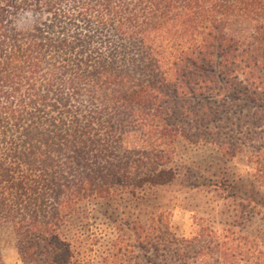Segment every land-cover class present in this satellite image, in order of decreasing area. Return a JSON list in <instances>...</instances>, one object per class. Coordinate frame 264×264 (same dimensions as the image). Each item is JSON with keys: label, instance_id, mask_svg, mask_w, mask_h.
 <instances>
[{"label": "trees", "instance_id": "16d2710c", "mask_svg": "<svg viewBox=\"0 0 264 264\" xmlns=\"http://www.w3.org/2000/svg\"><path fill=\"white\" fill-rule=\"evenodd\" d=\"M179 138L251 146L264 187V0H0V264L6 231L22 264H76L79 205L172 183ZM162 216L102 264H194Z\"/></svg>", "mask_w": 264, "mask_h": 264}, {"label": "rangeland", "instance_id": "374dc122", "mask_svg": "<svg viewBox=\"0 0 264 264\" xmlns=\"http://www.w3.org/2000/svg\"><path fill=\"white\" fill-rule=\"evenodd\" d=\"M175 149L178 174L172 183L146 190L138 199L118 194L110 202L98 199L79 205L63 229L76 264H102L113 251L112 243L120 239L137 245L131 228L149 225L161 214L170 232L189 241L194 264H264V187L255 178L252 147L246 145L232 158L212 145L179 138ZM1 248L5 264H22L11 232L1 236ZM134 251V256L123 252L117 259L148 264L142 250ZM161 259L154 261L159 264Z\"/></svg>", "mask_w": 264, "mask_h": 264}]
</instances>
